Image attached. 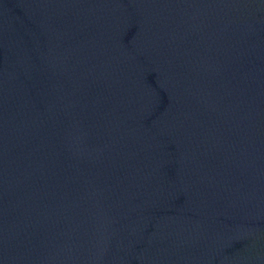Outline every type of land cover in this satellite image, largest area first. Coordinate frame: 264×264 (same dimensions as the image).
Listing matches in <instances>:
<instances>
[{
  "label": "water",
  "instance_id": "95a60500",
  "mask_svg": "<svg viewBox=\"0 0 264 264\" xmlns=\"http://www.w3.org/2000/svg\"><path fill=\"white\" fill-rule=\"evenodd\" d=\"M0 264H264V0H0Z\"/></svg>",
  "mask_w": 264,
  "mask_h": 264
}]
</instances>
